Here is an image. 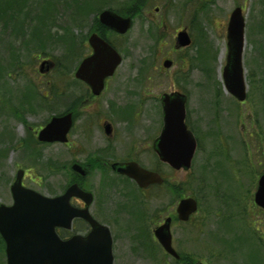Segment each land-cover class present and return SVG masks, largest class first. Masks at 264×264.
<instances>
[{"label": "rangeland", "instance_id": "1", "mask_svg": "<svg viewBox=\"0 0 264 264\" xmlns=\"http://www.w3.org/2000/svg\"><path fill=\"white\" fill-rule=\"evenodd\" d=\"M97 1L64 0L48 7L51 14L43 22L46 25L43 35L37 41L32 40L33 47L28 44L36 22H31L30 12H26L21 22H4L5 19L0 22V205H12L10 187L18 170L27 175L23 181L26 188L46 197L62 194L71 180L64 168L70 159L82 154L66 152L58 145L36 146L33 137L53 113L61 111L59 101L50 105L45 102H51V98H40V85L56 83L58 77L39 76L36 58L40 55L58 61L56 58L64 46L52 49L48 44L46 53L36 55L33 49L35 41L45 42L56 36L57 31L64 33L60 25L68 23L71 35L74 38L77 35L84 46L95 26L92 14L84 22L86 9ZM146 1L150 7L140 10ZM105 7L128 14L140 10L130 16L132 27L125 35L108 33L123 59L113 81L122 83L118 88H123L113 99V110L123 112L118 117L115 113L116 131L121 135L140 134L148 141L160 127L159 98L179 91L188 97L187 121L203 140L190 171L161 168L162 176L175 187L167 186L160 198L149 200V214L161 219L172 215L187 191L186 194L197 198L199 213L188 225L172 226L176 251L189 255L193 264H246L241 249L260 243L264 246V241L252 238L264 236V213L253 202L257 179L264 173V0H107ZM13 8L22 6L18 2ZM81 8L85 10L80 11ZM236 8L242 9L245 22L242 60L248 98L237 113L241 122L235 116L234 99L224 90L222 82L228 54L227 24ZM78 18L79 22H73ZM184 28L192 45L175 51L176 32ZM69 56L64 65L70 70L77 62L71 56L70 62ZM164 60L172 62L169 69L163 68ZM27 145L30 150L24 149ZM145 147L143 162L148 165L154 158ZM86 184L91 187L90 178ZM226 198L229 203L224 204ZM119 201L115 198L113 206L107 207L108 212ZM118 219L121 222L108 221L114 225L119 239L113 252L114 264H166L156 245L141 251L144 249L141 244L138 249L142 242L135 236L137 232L128 226L126 217ZM124 228L133 232L127 242L120 240L125 238L120 232ZM143 240L148 238L144 236ZM254 253L259 256L257 251ZM0 264H6L1 237Z\"/></svg>", "mask_w": 264, "mask_h": 264}, {"label": "water", "instance_id": "2", "mask_svg": "<svg viewBox=\"0 0 264 264\" xmlns=\"http://www.w3.org/2000/svg\"><path fill=\"white\" fill-rule=\"evenodd\" d=\"M99 22L114 32L124 35L131 28V19L122 18L113 11L105 10L98 16ZM245 22L241 8H236L230 15L227 26V59L222 79L225 90L237 101L246 100V86L242 55L244 51ZM93 55L80 65L76 78L87 83L98 92L97 83L110 77L121 64L119 54L96 35L89 38ZM191 44L189 35L184 31L177 36V48ZM49 62L41 64L40 73ZM171 67L170 61L163 63ZM48 71V69L46 70ZM186 97L164 95L162 97L163 128L157 141V156L164 164L175 170H189L196 151V141L185 124ZM71 128L70 116L53 118L39 133L40 143H66ZM74 171L85 176V171L75 166ZM115 171L134 179L140 188L161 185L163 180L158 174L140 169L135 164L115 165ZM23 172L19 171L11 185L10 193L13 204L9 207L0 205V236L5 243L6 264H113L112 240L107 228L95 222L88 212L92 196L82 192L77 186L68 188L63 196L44 197L22 187ZM81 199L86 208L78 210L70 205L71 198ZM255 203L264 209V175L258 182ZM197 211L194 199L180 201L178 219L187 222ZM75 219L86 221L92 228L86 237L74 236L62 241L56 229L70 230ZM171 220L167 219L155 230V237L164 251L178 259L172 248L170 234Z\"/></svg>", "mask_w": 264, "mask_h": 264}, {"label": "flooded vegetation", "instance_id": "3", "mask_svg": "<svg viewBox=\"0 0 264 264\" xmlns=\"http://www.w3.org/2000/svg\"><path fill=\"white\" fill-rule=\"evenodd\" d=\"M102 28L105 30V34H103V36H101L97 32H93L94 27L92 33L97 34L105 42H108L115 49H117V47L113 44L108 36V33L113 34V32L108 31L104 27ZM81 44L82 42L79 40V37L75 35L73 49H75L76 53L78 54V59H75L74 57L75 61L77 62L76 67L70 70L66 65H64V62L67 61V58L63 62L56 61L50 57H42L40 55L36 58V61L39 62V65L44 61H50V63L52 64L51 66L46 65L43 68V70H45L46 67L50 68L49 71L45 74H41L38 68L39 76L47 77V75L54 74V76L58 77V81L56 83L47 82L40 85V89L38 90L41 94L40 98H42L43 100L52 99L51 102H45L46 104L48 103L50 105L53 104L52 101H59L58 103H60L61 111L59 113H53L50 118L44 123V125L42 127H39L37 131H35L33 136L35 139V145H58L61 146L66 152H76L77 154H82L79 158L70 159L66 164L68 167H65L64 171H68L71 176V180L68 186L60 195L65 194L70 186L75 185L84 193L90 194L92 196V204L89 207V213L93 220H95L101 226L109 229L112 238V254L114 252L115 245L119 243V239L116 238L114 225L112 223L110 225L108 221L112 220L113 222H121L118 217L124 216L127 219L128 226H130L131 229L137 232L135 233V236H137V238H139V241L142 242L138 244V249H140V246L142 244L144 246V249H142L141 251H147L150 250L151 246L154 244L158 247V253H160V255L164 258V262L166 264H184L185 262H182V258L189 257V255L178 253L176 251L173 245L174 240L171 228L176 223L182 225L190 224L195 215L190 217L187 223L179 222L177 218V206L179 200L175 206L173 214H169V216H166L163 219H161L160 217L155 218L156 216H152V214H149V211L147 209V203L149 202V200L153 201L156 200V198L158 199L160 198V196H162V191H165V188H162L164 184L169 183L168 186L170 189L175 186L170 183V180L164 177L163 184H153L148 186L147 188L142 189L138 187L135 181L115 171L114 169V166L119 164H135L140 169L150 171L162 176L161 168L165 166L162 165V163L156 156L157 141L161 135L162 122H159L160 127H157L156 132L153 131L154 133L152 136H150L148 141H146L145 138L140 134L133 133L131 135H121L119 132H117L113 124V119L115 117V113L118 117L122 115L123 112L120 109H117L116 111L113 110L112 106L114 104L113 99L115 98L116 93H119V91L123 90V88H118V86L122 85V83H115L113 81L116 79L117 73L121 66L116 69L112 76L105 78L102 84H96L98 92L95 93L91 86H89L84 81L76 78V73L80 67L81 62L92 54V50L89 47L87 41L85 42L84 46L83 44L81 46ZM81 48L85 49V53L81 54ZM81 56L82 58H80ZM173 93L176 94L181 92L174 91ZM50 105L48 106L51 107ZM244 105H246V103H244L243 105L242 103H235V116L238 119L237 121L240 120L241 122V117L239 116L238 118L237 113L240 112L242 106ZM158 106L160 111L159 117L161 120V97L159 98ZM42 107H45V105L42 104ZM39 108H41V105H39ZM68 115L70 116L71 120V128L67 135L66 143H39L38 135L40 131L47 125V123H49L53 118H64ZM188 116L189 114L187 111V118ZM17 119H19V117H17ZM186 124L188 126V129L193 133L199 148L200 146H202L201 144L203 143V140L189 125L187 119ZM145 145H147V148H149L148 152L154 158V161L152 160V163L148 162V165L143 162L144 160H146ZM117 146H119L121 149L116 148ZM24 149L30 150V147L27 145L24 146ZM33 149L36 150V148ZM82 156H84L83 159H81ZM75 166L82 168L86 173L85 176H82L78 172L74 171L73 168ZM26 176L27 175H24L23 181ZM88 178H90L91 180V187H88L90 184H86V180ZM258 180L259 177L257 181ZM23 181L22 185L23 187H25ZM165 187L167 188V186ZM115 198H119L120 201L117 202L115 204V207L111 208L108 212L107 207L109 205L111 207L113 206ZM183 198H186V196ZM223 203H229L227 198L223 200ZM71 205L79 210L85 209L84 202L79 198H72ZM94 208H96V211H94ZM167 219L171 220L170 232L172 236V246L179 256L178 259L167 255L157 243L154 236L155 230L161 227ZM150 223L153 227L152 232L149 231ZM90 232L91 227L81 219H77L73 222L71 231L57 229V234L63 241L69 240L74 236H87ZM120 232L122 236L125 237L124 239H120L122 241L125 240V242H127L133 237V232H131L129 229H120ZM146 234H148V236ZM144 236L148 238V241L143 240ZM257 246L264 250V246L262 244H257L251 247L245 246L243 249H241L242 254L247 255L248 251L257 250ZM114 262L115 257L113 254V264Z\"/></svg>", "mask_w": 264, "mask_h": 264}, {"label": "trees", "instance_id": "4", "mask_svg": "<svg viewBox=\"0 0 264 264\" xmlns=\"http://www.w3.org/2000/svg\"><path fill=\"white\" fill-rule=\"evenodd\" d=\"M61 1H64V0H0V22L2 19L6 20L4 22H8V21L21 22L23 16H27L26 12L27 11L30 12L31 22H36L35 24H33V28H34L33 30L35 33L32 34V37L30 38V42L28 44V45H31L33 47L32 40L35 39L37 41V39L43 35V32L45 30L46 25L43 22L46 20V18L48 19L49 15L51 14L48 7H54V4L59 5V3ZM72 1H75V0H72ZM106 1L107 0H98L94 6H92L90 8L87 7V9H86L87 17L85 18V21H84V22H86L89 15L92 14L93 20L95 22V26H94L93 31L99 33L101 36H103V34H105V32H104L105 30L99 25L98 20H97V15L101 10L106 8L105 7ZM18 2H20L22 8H13V4L18 3ZM147 2L148 1H146L144 3V5H141L140 10H144V9L146 10L147 7H150V4L149 3L147 4ZM4 7H6V8H4ZM110 9H112V8H110ZM84 10L85 9H83V8L80 9V11H84ZM113 10H115L119 15L124 16V17H127V16L130 17L133 14L140 11V10H131L130 14H128V13H125V12L119 10V9H113ZM31 12H33L34 18H32ZM32 19H33V21H32ZM79 20H80V18L74 20L73 22H79ZM68 24L66 26L60 25V29H62L64 31V33L57 31L56 36L48 37L45 42L41 41V42L36 43V41H35V45H34V49H33V52H35L34 55H36L38 53H46V48H47V45L49 44V45H51L52 49H54V47H58V49H59V48H61V46H64V50L62 51L61 55L58 58H56L59 62L65 61V59L69 55L73 58L75 57V59H78L77 58L78 54L76 53L75 49H73L75 38H74V36H72L73 33L71 32V26ZM17 28H19L18 24H17ZM69 35H71V36H69ZM68 46H70V47L68 48ZM80 51H83V53H85L84 48ZM71 57L69 58L70 62L72 61ZM80 58H82V56ZM168 185H169V183L168 184L166 183V184H164V186H162V188H166L165 186H168ZM260 258H261L260 256L254 257V258L251 257L250 261L252 264H262V261ZM182 262H185L184 264H193L192 260L189 259V257L182 258Z\"/></svg>", "mask_w": 264, "mask_h": 264}]
</instances>
